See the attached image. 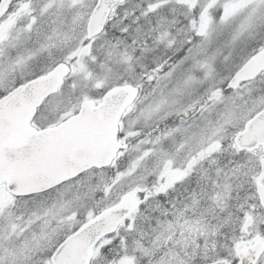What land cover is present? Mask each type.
Listing matches in <instances>:
<instances>
[{
    "label": "snow or ice",
    "instance_id": "6c2138e0",
    "mask_svg": "<svg viewBox=\"0 0 264 264\" xmlns=\"http://www.w3.org/2000/svg\"><path fill=\"white\" fill-rule=\"evenodd\" d=\"M0 264H264V0H0Z\"/></svg>",
    "mask_w": 264,
    "mask_h": 264
}]
</instances>
